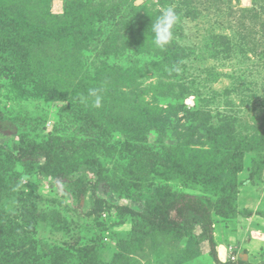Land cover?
I'll return each instance as SVG.
<instances>
[{
	"label": "rangeland",
	"instance_id": "obj_1",
	"mask_svg": "<svg viewBox=\"0 0 264 264\" xmlns=\"http://www.w3.org/2000/svg\"><path fill=\"white\" fill-rule=\"evenodd\" d=\"M37 1L41 4L44 0ZM66 1L51 0L47 6L53 15H60ZM118 4L119 12L113 18L116 24H123L135 13L153 16L168 6L176 10L180 20L173 40L195 49L199 56L197 62L185 66L189 73L199 70L193 84L187 85L192 90L181 99L172 96L178 93L182 77L167 78L168 63L156 62L162 49L155 44L152 28L140 31L135 38L125 33V39L141 46L135 53L132 47H122L119 33L127 29L109 33L106 27L113 20L105 17L86 32L77 26L88 44L79 49L76 63L75 58H69V46L68 57L58 55L57 48L63 47L60 41L47 44L45 38L44 43L39 40L42 45L27 47L26 61L31 63L0 59V122H5L0 126V145L15 154L28 143H41L72 162L83 157L99 161L93 166L82 164L74 173V177L82 176L86 185V192L80 195L78 184L41 176L38 164H22L0 150V212L5 226L0 239L10 246L37 241L33 253L41 252L39 244L47 252V247H58L61 264H216L196 221L163 231L154 229L142 216L117 214L114 209L107 225L90 211L96 195L110 205L128 206L148 216L157 213L168 196L207 193L209 178L199 180V175L185 182L169 169L180 161L181 141L205 150L203 155L215 144L226 145L221 139L207 138L198 122L228 124L229 132L241 134L234 144L264 145V0H120ZM255 6L260 8L256 16L237 23L241 10ZM83 15L77 20L81 19L85 28L89 22L83 24ZM45 49L51 52L49 56ZM14 74L18 76L13 81ZM202 80L209 85L203 87ZM157 81L172 84L174 92L155 98L149 92L144 97L142 89ZM51 82V89L58 87V96L48 92ZM92 90L95 95L90 94ZM97 95L102 98L100 107L95 106ZM205 97L209 115L185 119L180 109L203 106ZM225 114L236 120L221 117ZM185 128L195 134L181 132ZM246 135L252 140L244 139ZM253 157L254 152L244 153L243 170L237 174L243 185L235 199L237 211L251 210L253 214L235 219L213 215L222 262L235 256L236 261L264 264V217L255 213H264V162L250 177ZM203 160L199 164L210 175L233 180L238 159L219 156L211 167L206 155ZM98 165L106 177L100 194L91 187ZM22 253L15 252V258Z\"/></svg>",
	"mask_w": 264,
	"mask_h": 264
},
{
	"label": "trees",
	"instance_id": "obj_2",
	"mask_svg": "<svg viewBox=\"0 0 264 264\" xmlns=\"http://www.w3.org/2000/svg\"><path fill=\"white\" fill-rule=\"evenodd\" d=\"M50 1L51 0H44L43 3L46 4V7H43L41 6L43 3L37 4V2H39L37 0H0V37L3 32V39L0 41V51L2 52V57H0V59H3L4 63H31V61H26L28 57L27 47L37 43L38 45H42V42L44 43L45 41H48L45 42L48 44L50 43L49 41L52 40L60 41L58 44L63 45V47L60 46L57 48V51L59 52L57 53L58 55L67 52L66 49L69 46L72 49V54L69 58H75L73 61L76 63L78 62V56L81 54L79 49L85 48L88 44L86 36L80 33L81 28L77 26H83L82 29L86 32L85 29H88L89 26L94 27L95 23H102L104 20L103 17L113 20L111 21V25L106 27L109 33L115 35L120 29H127V31L125 30L119 33V37H123L122 41H124L122 47H132V50L137 53L141 46H139L137 42H131L128 38H135V35H138L140 31L152 28V23L160 14V11H155L153 16H149L148 13H145V9L142 8V10H144L143 13H145L146 16H141L135 13L132 18L130 17L124 21L123 24H116V22L113 23V18H116L115 13L119 12L120 4H118V1L120 0H67L64 5L63 13L60 15H53L51 13L50 7L47 6ZM258 8V6H255L251 9L241 10L239 14L240 17L237 18V23L248 18L246 16H249L248 19H252L253 16H256V14L259 13ZM241 13H243V15H241ZM80 14H84L82 17L83 24L84 21L89 22L88 26L85 28L80 22L81 19L77 20L79 19ZM125 33L128 36L126 39L124 36ZM44 38L46 39L45 41ZM40 39L42 42L39 41ZM71 39H74L75 41L70 44ZM223 40V45L227 44L225 43L226 37H223ZM171 43L172 46L169 48L166 46L162 51L157 53L156 59L159 58L160 60H156V62L168 63L167 67L169 73L166 75L167 78L172 79L177 76L182 77V83L178 85V93L172 95L176 99H181L183 96L189 95V92L192 90L189 86L193 84L194 81L192 80L194 76H196L195 73H198L199 71L189 73V70L185 68L186 63L197 62L199 56L195 53V49L181 46L176 40H173ZM223 47L224 46H222V48ZM47 51L48 50L46 49L44 50V52ZM69 52H71V50H69ZM68 53H65L67 54V57ZM50 54L51 52L48 51L45 56H49ZM11 72L13 73V71ZM14 73L16 72L14 71ZM17 76V74H14L12 80H16ZM212 78L216 80L215 77ZM188 80L189 83H184ZM207 84L209 85V81L202 80L203 87L207 86ZM53 85L52 82L47 84L49 88L48 92L50 91V93H55L58 96V87L51 89L53 88ZM187 85L189 86L187 87ZM149 92H151V96L155 98L167 93L172 94L174 91L172 84L157 81L144 87L141 94L145 97L147 94H150ZM203 102V106L193 108L182 107L180 111L183 113L184 118L200 120L203 115H209V99H206L205 97L203 98ZM156 111H154V113ZM227 116L228 115L225 114L221 117L229 119L230 116ZM151 117L155 118L154 116ZM233 120L236 119H229V121ZM4 124V121L0 122L1 127H4ZM198 125L204 130L207 138L214 141L221 139L227 142L226 145L222 144L217 147L216 144L213 145L209 152L204 154L208 157L207 162L210 167L219 156H229L232 157V159H238L236 161V168L234 169L235 176L231 182L222 181V179L214 174L210 175L209 172L204 169V166L199 164L204 163L203 153H205V150L200 148L195 149L191 145H188V143H185V141H181L178 146V148H180V161L179 163L176 161L169 166L171 174L178 176L180 179H184L185 182L190 180V178L192 181V179L199 175V180H206L209 178L210 186L208 187L207 193L194 194L180 192L168 196L163 201L164 203L159 211L148 216L140 211L133 210L128 206L110 205V203H107L104 198L96 195L94 196V207L91 209L90 213L92 215H97L101 223L107 224L110 219L111 209H114L117 214L142 216L146 221L152 224L154 229L163 231H172L177 229L182 223L196 221L199 223L200 229L206 237L211 258L216 264H251L242 259H239L236 262H222L220 260L213 232V215L223 219H235L238 215L249 217L253 214L251 210L237 211L235 199L239 193V187L243 185V182L237 181V174L243 170L242 160L245 152H254V157L251 160L252 169L250 177L255 174L254 172H256L264 162V145L262 143L255 145L245 143L243 145V143H240L242 141L234 144L233 140L237 135L241 134L229 132L228 124L221 123L220 126H216L205 121L204 123L198 122ZM186 131H190V135L195 134L194 131L188 130L187 128L181 129V132L183 133ZM243 138L248 141L252 140L247 135ZM228 141L230 142L228 143ZM0 150L7 154L12 160L18 161L22 164H38V172L41 176L51 177L55 182L59 183L70 181L75 185L78 184L77 192L80 195L86 192V185L83 177H74V173L79 171L82 164L93 166L99 162L95 158L89 159L88 157H83L72 162L65 156H59L49 146L41 143H28L25 146L20 147L15 154L10 150L5 149L2 145H0ZM189 164L192 166L193 170L188 168ZM93 173L96 174V179L91 187L92 190H94V193L97 192L100 194L106 185V177L103 175L102 165H98V168ZM255 213L264 217L262 211H255ZM103 214H105V216H102ZM2 219L3 216L0 212V234L5 227L4 225L2 226ZM11 241L12 239H10V242ZM36 243L37 241L23 242L21 245H15L12 243L10 246L9 243L4 244L3 240L0 239V264H61L63 262L60 258V253L58 254V252H60L58 247H47V249L50 250V252H47L44 246L39 244L38 247L41 252L35 251L33 253V247ZM8 250H10V252ZM20 251L21 253L23 252L22 255L19 256V258H15L14 253L17 252L19 254Z\"/></svg>",
	"mask_w": 264,
	"mask_h": 264
},
{
	"label": "clouds",
	"instance_id": "obj_3",
	"mask_svg": "<svg viewBox=\"0 0 264 264\" xmlns=\"http://www.w3.org/2000/svg\"><path fill=\"white\" fill-rule=\"evenodd\" d=\"M180 20L176 10L168 6L164 8L156 20L152 23V31L154 33V41L157 47L163 49L169 45L174 39V28ZM91 95H95V90H92ZM101 97L96 96L95 106H101Z\"/></svg>",
	"mask_w": 264,
	"mask_h": 264
},
{
	"label": "built area",
	"instance_id": "obj_4",
	"mask_svg": "<svg viewBox=\"0 0 264 264\" xmlns=\"http://www.w3.org/2000/svg\"><path fill=\"white\" fill-rule=\"evenodd\" d=\"M102 216H105V214H103ZM230 262H236V257L235 256H231Z\"/></svg>",
	"mask_w": 264,
	"mask_h": 264
}]
</instances>
